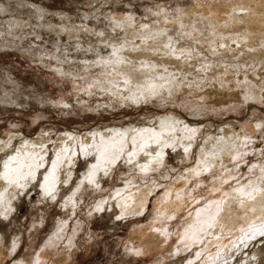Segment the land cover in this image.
<instances>
[{
  "label": "bare ground",
  "instance_id": "6f19581e",
  "mask_svg": "<svg viewBox=\"0 0 264 264\" xmlns=\"http://www.w3.org/2000/svg\"><path fill=\"white\" fill-rule=\"evenodd\" d=\"M193 1L195 3L194 8L186 12H179L182 17H189L191 13L195 16L196 19H191L188 22L189 26L185 24L187 22L184 23L186 20L180 17L176 20L173 16L174 13H168V8L162 7L157 13L162 14L163 22L160 21V26L154 29L151 28L152 32H147L148 34L144 35L146 40L137 39V44H134L133 41L129 42V44L127 42L126 47L132 46L130 49L127 48L125 50V54L122 52L124 47L121 49L122 51L120 50V53L118 49L120 47L117 46L111 52L112 56L109 59L112 60L109 62V66L106 65V61L103 59L98 60V64L105 68L100 72V77L112 80L113 76H109L108 73L117 70V72L121 73L123 85L126 87L132 88L135 83H139L141 85L140 88L137 86L133 87V96H131L132 101L138 103L141 99H139V94L144 90L143 87H150L156 91L157 88L160 89L162 82H164L166 87H170L168 84L169 78L172 84L174 83L173 77L175 76H166L168 64L175 65L180 70L178 72L182 71L181 73H185L183 71L184 67H192L191 69L196 70L202 66L203 76L200 79L203 78L204 80H209V82L215 80L213 81L214 90L211 92L206 91L207 89L204 90L207 97L213 99L208 102L215 101L224 105L229 101L238 100L241 94L238 91H234L236 84H243L242 78L249 74L253 78L256 75L252 71L253 67H249L250 63L256 62L257 66L260 65L261 71L258 76L264 77V0ZM11 2L13 0H1L0 12L9 9ZM37 10V12L45 15L44 8ZM146 15H149V13L147 12ZM64 16L71 19L66 14ZM118 19L120 23H126L129 18L121 15ZM9 21L13 22L10 25L11 31H16L23 25V20L17 16L10 17ZM71 27L74 26L64 22L58 29L61 30V33L66 31L69 35L78 36L74 28L69 29ZM203 53L209 57L207 61L205 60L206 62H200L203 56L201 54ZM237 56H239V59L233 60ZM196 57L197 59H195ZM57 64L53 67L59 73L69 71L73 75L71 77L81 76L80 73H72L70 71L72 68L64 66V64L59 66ZM242 64L246 67V70H242ZM235 69H238V73L241 75L238 78ZM170 73L172 72L169 71L168 74ZM215 74H218L217 77H214ZM94 77L97 80V76L95 75ZM193 77L195 78V76ZM155 78H158L157 81ZM233 78H237L235 80L236 84L234 83V90L232 89L233 84L229 83ZM194 82L196 86H200V81L194 80ZM120 85L122 84H117L118 87ZM166 87L162 88L165 89ZM190 87L192 88V86ZM198 93L201 94L202 92ZM2 101L8 102L3 99ZM61 103L63 104V101ZM249 106L248 108H250ZM206 119L207 117L205 116L182 114L179 118L169 116L163 120L145 121L143 123L134 121L132 123L131 120L124 119L118 121L121 125H118L117 121H95L84 126H64L65 128L58 132L39 128L31 132H25L23 136L18 132H9L3 138H0V217H7L12 213V197L17 195L15 190H25L29 183L38 179L39 174L42 176L40 196L46 205L58 196L60 189L70 184L69 194L61 205L64 210L67 207L76 208L77 210L79 201L77 202L76 197L79 196L83 183H90L89 173L91 171H95V176L92 178L94 182L90 184L95 187L96 194L94 196H99V199L93 202V208L101 211L105 203L115 200V218L119 217L118 220L122 221L127 217L135 218L137 215L139 217V214L145 211V204L148 202L149 194L154 193L158 189L157 185L162 183L161 176L159 177L157 174L160 172L158 168L165 162L168 147H174L181 143L184 148L185 158L190 161L193 146L198 143V139L203 133L206 134L209 131V128L205 125ZM225 120L224 117L217 122L223 123ZM236 129L229 125L221 130L220 135H212L213 138L210 142V138L206 139L205 142L210 143V149L205 151L202 148L203 156L197 158V163H194L193 167H191L192 169H186L184 168L185 166H181L178 169H169L167 171V175H164L167 179L166 190L162 196H158L155 200V214L149 219L148 222L150 224L148 223L149 225L147 224L148 226L145 228H141L143 225L136 226L135 224L136 227L133 233L137 239L133 241L130 239V242L124 245L125 250L131 254H137L138 252L139 256L153 254L156 250L158 252L160 248L165 247L172 234L168 230L170 220L174 217L176 218L183 211L184 204L188 202H185L184 196L189 192V199L192 198L195 202L191 210L195 207L197 208L191 211L188 217L184 218L183 223L181 222L182 228L178 231L181 247H177L174 252L176 251V256L179 255L180 259L178 260L181 261V264H264V237L256 234L254 238L249 239L245 232L241 231V229L247 230L249 225L264 223V152L258 151L260 155L254 159L249 169L245 167L246 171L248 170L247 172L243 171V168H238L239 162H246L248 151L254 148V144L248 143L252 137L247 136V130H238L239 132H236ZM248 138L250 139L247 141L246 139ZM254 140L252 139L250 142L252 143ZM51 144L52 155L49 153ZM241 144H245L246 147H240ZM78 149L83 156L85 166L80 177L73 183ZM105 149L109 150L107 154H105ZM129 153H133V155L130 156ZM114 156L119 158L113 162ZM229 156L237 160V164L234 165L235 174L230 172L231 167H228L230 163H228ZM10 157H16V160H10ZM121 157L128 163L131 161L129 164L136 167L143 175H150L151 178L156 177V179L146 178L145 176L146 179L141 182L137 179L138 175H135L137 177L135 180L140 185L136 191H131L130 185L121 188H115L116 185H112L103 190L99 184L101 178L114 174V166ZM54 161L57 162V168L54 171V191L52 196H49L47 192L52 187L53 180L50 176L49 182L46 184L44 177L53 173ZM5 163H8L11 168H19V172H8L4 167ZM20 165H23V167H20ZM29 165H32V167L29 168ZM94 165L98 167L94 169ZM214 165H224L226 168L225 172L221 169L217 170L212 184L209 186V192L207 191V197L209 198L204 200H201V198L195 199V196H192V192H195V188L202 184L200 183L201 175L205 172L210 173L212 169H215L213 168ZM6 173L7 179H5ZM194 175L198 178L196 177L197 179H195ZM190 177H194L193 182H195L192 188L188 187V184L191 183ZM254 186H256L255 190ZM127 189H129V192ZM13 192L14 194L11 195L10 193ZM80 198L84 200L83 197ZM44 211L38 216L39 224H37L39 227L44 218ZM68 221H58L53 233H50L51 235L47 237V240L40 245L34 254L32 253L33 264H46L50 255L54 256V259L52 258L53 264H67L70 251L73 248L72 245L74 244L73 242L71 244L73 239L71 235L66 240L67 242L63 243L64 228H66ZM76 225H78L77 222ZM160 225H164V227ZM209 225L211 226L209 227ZM226 233L228 235H223ZM237 234L239 236L236 237ZM225 236L229 238L227 242H225ZM21 238L20 235L13 237L9 247L5 248L2 243L4 233L0 232V264H6V258L17 250ZM189 249L191 250L188 251ZM24 260L23 258H20V260L16 259L10 264H26ZM162 263H164L163 257ZM157 264H160V262Z\"/></svg>",
  "mask_w": 264,
  "mask_h": 264
},
{
  "label": "rangeland",
  "instance_id": "374dc122",
  "mask_svg": "<svg viewBox=\"0 0 264 264\" xmlns=\"http://www.w3.org/2000/svg\"><path fill=\"white\" fill-rule=\"evenodd\" d=\"M105 1L13 0L9 4V9L0 12V138H3L9 132H18L23 136L25 132H31L39 128L58 132L66 126H84L95 121L118 122L127 119L131 120L132 123H143L145 121L163 120L169 116L179 118L182 114L207 117L205 125L210 132L203 133L198 139V143L193 146L190 161L185 158L184 148L181 143L174 147H168L165 162L160 165L161 167L158 168L160 172L157 174V176H161L162 185H157L158 189L154 193L149 194L148 202L145 204V211L139 214V217L138 215L135 218L127 217L119 222L114 216L116 213L114 212L115 200L105 203L101 211L93 208V202L98 200L99 196H94L96 194L95 187L88 182L83 183L79 196L76 197L77 202L79 201L77 210L76 208L67 207L65 211L61 205L69 194L70 184L60 189L58 196L46 205L40 196L42 176L39 174L38 179L29 183L25 190H15L17 195L12 197V213L7 217H0V232L4 233L2 243L5 248L9 247L13 237L17 235H20V238L22 237L17 250L6 258V264H10L16 259L20 260V258L25 259L26 264H33V254L47 240V237L53 233L59 220H69L66 226L67 229L64 228L63 243L67 242L66 240L69 239L70 235L73 237L71 244H74L72 245L73 248L70 251L67 264H157L159 262L161 264L162 257L164 262L162 264H181V261L178 260L180 259L179 255L176 256V251L174 252L177 247H181L178 231L182 228L181 222L184 221V218L188 217V214L197 208L195 207L191 210L195 202L192 198H190L192 200L189 199V192L184 196L185 202H188L184 204L183 211L176 218L174 217L170 220L168 230L172 234L168 241L169 243L167 242L165 247L160 248L158 252L156 250L153 254L139 256L131 254L124 249V245L128 244L130 239L132 241L137 239L133 233L136 226L143 225L141 228H145L150 224L148 221L155 214V200L158 196H162L166 190L167 179L164 175H167L169 169L175 170L181 166H185L184 168L186 169H192L191 167H193L194 163H197V158L203 156V149L205 151L210 149L209 142L213 138L212 135H220L221 130L229 125L237 128L236 132L247 130V136L252 137L251 139H246L247 141L249 139L250 141L252 139L256 140L252 143L248 141L251 145L254 144L253 151H248L246 162H239L238 168H243V171H246L245 167L249 169L254 159L260 155L258 151L264 152V77L258 76L261 70L260 65L257 66L256 62H252L249 65V67L254 68H252V71L256 75L254 78L250 74V76L247 75L248 77L242 78L243 84H236L235 80H237L240 73H238V69H235L238 74L236 75L237 78L231 79L229 83L233 84L232 89L234 90L235 88L234 91L240 92L241 95L238 100L229 101L224 105L215 101L208 102L213 99L207 97L205 92L214 90L213 81L215 80L209 82V80L200 79L203 76L202 66L196 70L191 69L192 67H184L183 71H185V74L181 73L182 71L178 72L180 70L175 65L168 64L166 76H175L173 77V84L170 78L169 83L167 82L172 88L166 87L164 82H162L163 84L161 83L160 89L157 88L156 91L150 87H143L146 90H142L143 92L139 94V99H141L138 103L133 102L131 96H133V87L137 86L140 88L141 85L139 83H135L132 88L126 87L123 85L121 73L117 72V70L114 72L110 71L111 74L108 73L109 76H113L112 80L100 77V72L105 68L98 64V60L103 59L106 61V65L109 66V62L112 60L109 57L112 56L111 52L117 46L120 47L118 48L119 52L121 53L123 50L122 52L125 54V50L127 48L130 49L132 46L126 47L127 42L129 44V42L133 41L134 44H137V39L146 40L144 35L152 32L151 28L154 29L160 26V21L163 22L162 14L157 13L162 7L168 8V13H174L173 16L176 20L179 17L186 20L184 21V23L187 22L185 24H188L191 19L194 20L195 16L192 13L191 15L189 14V17H182V14L179 13L194 8L195 3L193 0ZM40 8H44L45 15L37 12V9ZM149 9H151V13L147 11ZM147 12L149 15H146ZM65 14L70 16L71 19L66 18ZM121 15L129 18L126 23H120L118 17ZM12 16L20 17L23 20V25H25H22L16 31H11L10 25L13 22L9 20ZM64 22L74 26L69 29L74 28L78 36L69 35L66 31L61 33L58 28ZM117 23L118 25H116ZM150 23L152 26H149ZM192 45L195 46L194 43ZM201 55L203 56L200 62L209 59L204 53ZM238 57L233 58V60H238ZM56 64L58 66L64 64V66L72 68L70 70L72 73H80L81 76L71 77L73 75L69 71L59 73L53 67ZM242 66V70H246L243 64ZM168 70L172 72L170 73L171 75L168 74ZM93 75L97 76V80ZM217 75L215 74L214 77H217ZM155 79L157 81L158 78ZM194 80L200 81L201 87L199 85L196 86ZM108 82L109 84H107ZM119 83L122 85L118 87L117 84ZM234 83L237 87H234ZM187 85L191 90L188 89ZM112 86H114V89ZM173 86H175V89ZM162 87L169 89L165 90ZM107 89L109 90L107 91ZM205 89L207 90L204 92ZM250 89L252 90L250 91ZM198 92L202 93L199 94ZM1 98L8 102H3ZM62 101L63 104L61 103ZM247 104L250 105V108H248ZM224 117L226 120L223 123L217 122ZM118 125H121V123L118 122ZM239 135L242 136L240 133ZM209 138V142H205ZM241 146L246 147L245 144H241ZM51 147L52 144L49 149L50 155H52ZM77 152L76 157L78 159L74 167L73 183L80 177L85 166L80 150L78 149ZM228 163V167H231L230 172L235 174L234 165L237 164V160L229 156ZM213 168L215 169H212L210 173L205 172L201 175L200 183L202 184H199V188H195L196 191L192 192V196H195V199L201 198V200H204L209 198L207 197L208 189L217 170L221 169L225 172L226 169L224 165H214ZM114 170V174L101 178L99 184L103 190L112 185H116L115 188L130 185L131 191H136L140 185L135 180L137 178L135 175H138L137 179L141 182L150 177V175H143L141 171L131 166L123 157L117 161ZM194 177L195 179L198 178L196 175ZM152 178L156 179V177ZM193 178L190 177L189 188H192L195 184ZM127 191L129 192V189ZM14 192L10 194L13 195ZM80 197H83L84 200ZM43 210H45L44 218L39 227L38 216L41 215ZM76 222L78 225H76ZM160 226L164 227V225ZM223 235H228V233ZM237 236L239 235L237 234ZM225 237V242H227L229 238ZM52 256H48L46 264L50 262V264H53L54 256Z\"/></svg>",
  "mask_w": 264,
  "mask_h": 264
},
{
  "label": "snow or ice",
  "instance_id": "6c2138e0",
  "mask_svg": "<svg viewBox=\"0 0 264 264\" xmlns=\"http://www.w3.org/2000/svg\"><path fill=\"white\" fill-rule=\"evenodd\" d=\"M122 150V149H121ZM108 149H105V154L108 153ZM129 155H133V153H129ZM157 155H159V153H157ZM119 157L118 156H114L113 157V162L118 159ZM10 160H13L15 161L16 160V157H10ZM129 163H131V161H129ZM39 166V165H37ZM5 169L8 171V172H13V173H16V172H19V168H11L10 165L8 163H5L4 165ZM20 167H23V165H20ZM32 165H29V168H31ZM98 166L97 165H94L93 168H97ZM57 168V162L54 161L53 162V173H50L48 176H45L44 177V180H45V183L47 184L49 182V178L50 176L52 177V180H53V184H52V187L50 188V190L47 192V194L49 196H52V192L54 191V181H55V177H54V171L55 169ZM95 176V171H91L89 173V182L92 183L94 182V180L92 179L93 177ZM33 178H34V174H33ZM5 179H7V173L5 174ZM43 187V185H42ZM256 189V186H254V190ZM54 198V197H53ZM117 219H119V217H117ZM211 225H209L210 227ZM242 232H245V235L249 238V239H252L255 237L256 234H259L261 237H264V223H261L260 225H249L248 229L245 230V229H241ZM242 241H243V237H242ZM139 253L137 252V255Z\"/></svg>",
  "mask_w": 264,
  "mask_h": 264
},
{
  "label": "water",
  "instance_id": "95a60500",
  "mask_svg": "<svg viewBox=\"0 0 264 264\" xmlns=\"http://www.w3.org/2000/svg\"><path fill=\"white\" fill-rule=\"evenodd\" d=\"M120 220H117V222H119Z\"/></svg>",
  "mask_w": 264,
  "mask_h": 264
}]
</instances>
